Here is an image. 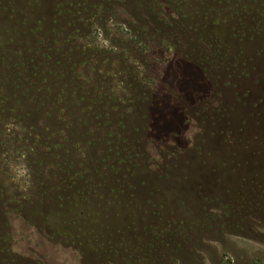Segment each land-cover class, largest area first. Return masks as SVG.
I'll list each match as a JSON object with an SVG mask.
<instances>
[{"label": "rangeland", "instance_id": "1", "mask_svg": "<svg viewBox=\"0 0 264 264\" xmlns=\"http://www.w3.org/2000/svg\"><path fill=\"white\" fill-rule=\"evenodd\" d=\"M20 68L0 264H264V0H0Z\"/></svg>", "mask_w": 264, "mask_h": 264}, {"label": "trees", "instance_id": "2", "mask_svg": "<svg viewBox=\"0 0 264 264\" xmlns=\"http://www.w3.org/2000/svg\"><path fill=\"white\" fill-rule=\"evenodd\" d=\"M34 77V72L30 69L25 72L22 68L14 73V78L0 73V121H5L8 117L25 119L32 114L28 105V102L33 101L30 99L32 89H40V83L46 79L40 76L38 83L36 80L33 81ZM48 90L49 87L45 88V92ZM40 111L43 114V109L40 108Z\"/></svg>", "mask_w": 264, "mask_h": 264}]
</instances>
